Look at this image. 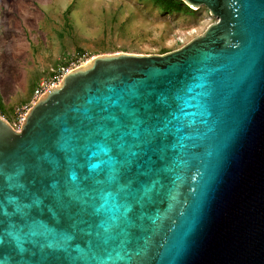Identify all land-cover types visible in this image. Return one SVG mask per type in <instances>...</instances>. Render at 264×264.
I'll list each match as a JSON object with an SVG mask.
<instances>
[{
	"label": "water",
	"instance_id": "95a60500",
	"mask_svg": "<svg viewBox=\"0 0 264 264\" xmlns=\"http://www.w3.org/2000/svg\"><path fill=\"white\" fill-rule=\"evenodd\" d=\"M182 1L217 21L170 52L94 56L18 130L0 115V264H264V0Z\"/></svg>",
	"mask_w": 264,
	"mask_h": 264
},
{
	"label": "rangeland",
	"instance_id": "374dc122",
	"mask_svg": "<svg viewBox=\"0 0 264 264\" xmlns=\"http://www.w3.org/2000/svg\"><path fill=\"white\" fill-rule=\"evenodd\" d=\"M216 21L204 5L167 14L154 0H0V115L18 130L36 88L61 67L170 52Z\"/></svg>",
	"mask_w": 264,
	"mask_h": 264
},
{
	"label": "snow or ice",
	"instance_id": "6c2138e0",
	"mask_svg": "<svg viewBox=\"0 0 264 264\" xmlns=\"http://www.w3.org/2000/svg\"><path fill=\"white\" fill-rule=\"evenodd\" d=\"M163 99V98H161ZM153 107V104L150 103L148 105L145 106L146 110L147 109H151ZM132 113L130 112L129 113V116H131ZM134 118V117H133ZM131 150V149H129ZM101 151H103L105 154H107V151L108 149L107 148H104L102 147L101 148ZM128 150H126L127 152ZM62 158H63V154L62 153H57V161L58 162H62ZM106 159L109 163H114V161H112V158L111 157H107L106 156ZM130 157L127 156V154L124 155V158H123V163L127 164L129 161H130ZM127 169H125L124 172L121 171V169L119 167H116V168H112L111 169V173L109 174V176L107 177V179L109 180H116L117 182H119V179H120V176H125V173H126ZM117 173H119V175H116ZM125 178L127 179V177L125 176ZM20 179L23 180V177L20 176ZM73 179L75 181L74 183V187L72 189H70V192L75 195V193L77 192V190H82L81 191V196L82 195H87L88 194V191L86 190L88 188L87 185H85L84 183V179H85V176L83 173H81V176H80V179H75V176H73ZM93 182H102V180L99 178V177H92L91 178ZM136 177L135 175L132 176L131 179H127V183H124L122 185H120L121 188H129L130 186L134 187L133 184H132V181L135 180ZM101 191H104L103 188L100 189ZM119 190V189H118ZM26 191V189H25ZM36 194L39 198L35 200L34 204H33V211L34 212H37L38 214V209H37V205L40 207V208H43L44 207V204L47 200V195H48V192L46 191H41L40 189H34L32 190L31 192V196L33 194ZM104 195L105 196H108L109 193L107 191L104 192ZM141 196H147V193H141L140 194ZM76 198H80V197H76ZM102 206V205H101ZM75 208V206L73 205L72 207H69V208H65L63 209V211L65 212H71L73 211ZM61 211V209H57V215H59V212ZM134 211H138V209L134 210ZM60 216V215H59ZM105 230H107L105 228ZM4 243V241H3ZM2 243V244H3Z\"/></svg>",
	"mask_w": 264,
	"mask_h": 264
},
{
	"label": "built area",
	"instance_id": "2783aa9c",
	"mask_svg": "<svg viewBox=\"0 0 264 264\" xmlns=\"http://www.w3.org/2000/svg\"><path fill=\"white\" fill-rule=\"evenodd\" d=\"M69 68L66 67H61L60 70L56 71V75L52 78V80H49L48 83L42 82L41 84H39L38 88H36L35 90V98L37 100V98H39L42 94H44L51 86H54L56 84H58L60 82V80L62 79V77L69 71ZM25 118V116H24ZM23 118V121H24ZM22 121V122H23Z\"/></svg>",
	"mask_w": 264,
	"mask_h": 264
},
{
	"label": "trees",
	"instance_id": "16d2710c",
	"mask_svg": "<svg viewBox=\"0 0 264 264\" xmlns=\"http://www.w3.org/2000/svg\"><path fill=\"white\" fill-rule=\"evenodd\" d=\"M160 8L168 13H172L174 11H182L185 9H189V6H187L182 0H154Z\"/></svg>",
	"mask_w": 264,
	"mask_h": 264
}]
</instances>
